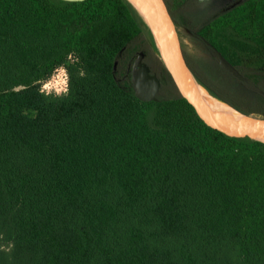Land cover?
Wrapping results in <instances>:
<instances>
[{"label":"trees","instance_id":"trees-1","mask_svg":"<svg viewBox=\"0 0 264 264\" xmlns=\"http://www.w3.org/2000/svg\"><path fill=\"white\" fill-rule=\"evenodd\" d=\"M186 27L202 91L264 121V0ZM165 78L136 98L139 56ZM117 64V66H116ZM64 67L60 95L42 84ZM0 264H264V144L225 138L179 97L129 0H0Z\"/></svg>","mask_w":264,"mask_h":264},{"label":"water","instance_id":"water-1","mask_svg":"<svg viewBox=\"0 0 264 264\" xmlns=\"http://www.w3.org/2000/svg\"><path fill=\"white\" fill-rule=\"evenodd\" d=\"M63 1L84 2L86 0ZM129 1L139 11L136 5L131 0ZM143 1L162 17L169 29L171 56L167 61H163L167 66L179 97L194 109L199 118L209 128L223 137L246 144H264V121L252 120L246 116L237 114L228 106L214 101L206 95V92L202 91L196 82L188 60L189 42L187 30L173 0ZM139 13L141 14L140 11ZM141 16L143 17L142 14ZM143 19L145 20L144 17ZM143 58L141 55L134 62L130 70V81L137 99L144 103L155 102L158 101L157 96L161 87L166 85L167 81L165 78H160L152 73V70L143 61ZM215 58L236 79L239 81L246 80L219 52H216ZM203 94L206 96V99L203 97ZM213 103L221 106L226 111L217 110L214 108ZM238 118H242L243 120H239Z\"/></svg>","mask_w":264,"mask_h":264},{"label":"flooded vegetation","instance_id":"flooded-vegetation-1","mask_svg":"<svg viewBox=\"0 0 264 264\" xmlns=\"http://www.w3.org/2000/svg\"><path fill=\"white\" fill-rule=\"evenodd\" d=\"M245 1L246 0H204V1H202V0H188L184 5V11L192 14V17H193L192 23H194V25H195L196 23H198L200 21L202 22V21L210 19L211 17L215 16L216 14H218L224 10L226 11V10L232 9L235 6L244 3ZM173 2H174V0H173ZM176 9L178 10V12L180 14L179 9L177 7H176ZM180 16H181V14H180ZM202 16L204 18H202ZM182 20L184 21L183 18H182ZM184 24L186 27L185 22H184ZM192 34L199 43H202L205 46V48H206L205 51L207 52V56L206 55H195V56L208 58L212 61H216L217 64H219L215 58L216 51L213 50L210 46H208L204 42H201V39L198 37L196 32H192ZM261 48H264V46H261ZM227 74L229 77H234L228 71H227Z\"/></svg>","mask_w":264,"mask_h":264},{"label":"bare ground","instance_id":"bare-ground-1","mask_svg":"<svg viewBox=\"0 0 264 264\" xmlns=\"http://www.w3.org/2000/svg\"><path fill=\"white\" fill-rule=\"evenodd\" d=\"M139 9L146 22L149 24L152 31L157 34L161 45H168L170 43V32L165 21L143 0H131Z\"/></svg>","mask_w":264,"mask_h":264},{"label":"rangeland","instance_id":"rangeland-1","mask_svg":"<svg viewBox=\"0 0 264 264\" xmlns=\"http://www.w3.org/2000/svg\"><path fill=\"white\" fill-rule=\"evenodd\" d=\"M202 18H204L202 16ZM205 20V19H204ZM187 30V36H188V42H189V51L193 54V55H206L207 56V52L205 51V46L202 43H199L195 37L193 36L192 32L186 28ZM154 33V32H153ZM155 35V41H156V45L159 51V55L160 57L167 61L168 59H170L171 56V47L170 44L164 46L160 44V40L157 34V30L154 33ZM203 97L206 99V96L203 94ZM214 108H216L219 111H226L224 108H222L221 106L217 105L216 103H213ZM239 120H243L242 118H238Z\"/></svg>","mask_w":264,"mask_h":264},{"label":"built area","instance_id":"built-area-1","mask_svg":"<svg viewBox=\"0 0 264 264\" xmlns=\"http://www.w3.org/2000/svg\"><path fill=\"white\" fill-rule=\"evenodd\" d=\"M68 87V75L64 67L57 69L54 75L42 84L41 91L46 94H62Z\"/></svg>","mask_w":264,"mask_h":264}]
</instances>
